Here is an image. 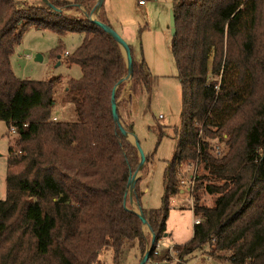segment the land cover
Listing matches in <instances>:
<instances>
[{"label": "trees", "instance_id": "obj_1", "mask_svg": "<svg viewBox=\"0 0 264 264\" xmlns=\"http://www.w3.org/2000/svg\"><path fill=\"white\" fill-rule=\"evenodd\" d=\"M48 1L62 10L0 0V120L14 134L0 200V264H96L106 248L115 264L130 251L140 260L148 245L143 224L123 202L139 154L111 110L127 71L124 55L100 25L67 12L81 6L89 13L96 0ZM172 10L170 49L181 99L179 123L171 127L177 145L163 170L160 206L144 209L139 179L134 189L154 234L146 264L172 259L157 245L180 191L181 162H198L221 183L205 185L217 202L194 206L200 221L187 241L173 245L175 264H188L196 253L227 264H264V0H173ZM31 28L59 36L50 51L54 61L65 51L63 36L80 34L64 56L81 70L65 81L76 121L53 120L59 77L23 79L13 71L15 47ZM151 78L143 58H133L134 85L149 94ZM157 132L158 142L164 126ZM214 138L226 146L219 156L211 152Z\"/></svg>", "mask_w": 264, "mask_h": 264}, {"label": "rangeland", "instance_id": "obj_2", "mask_svg": "<svg viewBox=\"0 0 264 264\" xmlns=\"http://www.w3.org/2000/svg\"><path fill=\"white\" fill-rule=\"evenodd\" d=\"M16 1L22 4H42L44 2L43 0ZM104 4L106 14L110 18H113V14L117 13V11L122 12L126 28L130 27L132 21L135 20L138 23L136 27H142L140 33L145 31V33L142 32L144 38L143 47L148 50V56L150 57L151 55V69L149 70L152 78L150 80L149 98L145 96L147 105L144 113H146V120L138 121L135 131L142 150L148 152V149H151L153 161L144 168V175L140 180V201L142 205L144 203V205L158 208L163 194V170L167 161L173 156L177 145V141L172 135L171 127L179 123L181 105L180 84L175 76L176 69L170 49L172 36L170 12L173 0H147L143 6L138 5L137 0H104ZM78 8V15H84L85 9L81 6H78ZM67 12L73 14L74 11L72 9ZM95 16L101 19L103 17L102 10H94L92 17ZM58 39L59 36L50 30L29 29L24 34L21 42L15 47L11 57L12 68L14 73L23 79L45 80L59 77L60 81L55 85L56 102L52 108V115L59 120L76 121L79 119V114L72 102L73 94L66 90L65 81L71 77H80L81 70L76 64L69 65L65 60H61V62L58 60L54 61L50 57V51L58 44ZM62 39L64 49L72 51L80 42V34L68 33ZM37 55L41 56L40 60L35 59ZM162 75L166 76L162 77ZM159 114H161V117H158ZM158 124L164 126L165 135L157 142ZM12 137H14V134L10 133L5 122L0 120V200L6 197L5 176L9 139ZM215 139H212L211 142ZM130 140L132 141V138ZM225 147L224 144L222 154L225 152ZM196 171V193H193L191 197L187 193L182 194L183 197L177 194L170 201L166 222L167 235L161 238L158 248H168L171 254L172 252L169 248L173 245L168 246L170 245L169 242H185L190 238L196 218L189 208L190 199L192 200V205L195 206L213 207L217 202L218 195L206 192L205 185L208 182L220 184L221 180L211 176L203 169L202 165H199ZM145 187H148V191H146ZM134 194L135 190L128 191L127 205L130 209L138 211ZM184 198H186L188 206L180 208L181 200ZM143 232L146 242L149 244L151 234L147 225L143 226ZM162 240H164V243ZM135 257V251H130L123 256L119 264H138ZM175 258L176 256L173 253L172 259L167 264H175L177 262ZM96 264H115L111 248L103 249L100 252L99 260ZM188 264L227 263L211 258L204 253H196L190 257Z\"/></svg>", "mask_w": 264, "mask_h": 264}, {"label": "crops", "instance_id": "obj_3", "mask_svg": "<svg viewBox=\"0 0 264 264\" xmlns=\"http://www.w3.org/2000/svg\"><path fill=\"white\" fill-rule=\"evenodd\" d=\"M137 4H138V1H137ZM143 5H141V6H143ZM73 11H74L73 14H76V15L79 12V10H75V9H73ZM103 17L108 22L110 27H112L114 30H116L122 36V38H124V40L128 43V45L131 46L132 57L137 61H139L141 58H143L146 65L148 66V68L151 69V55L149 57L148 56V50L143 47L144 46V38H143L142 32L145 33V31H142L141 32L142 34L140 33L142 27H136V26H138V25H136L138 23H136V21L134 20L130 24V27L126 28V22L123 21L122 12L117 11V13L113 14V18H110V16H108L106 14L105 4H103ZM142 42H143V45H142ZM66 52L68 53L71 51L65 50L64 54H61L57 58V60L59 62H61V60H64V56L66 55ZM161 74H163V73H161ZM163 76H166V75H162V77ZM121 86L122 87H121L120 95H119L118 99L116 100L117 112L119 115L120 122L122 123V125L124 126L126 131L128 132L126 139L134 145L135 144L134 135H136V137H137V134L135 131L136 123L138 121L146 120L145 119L146 113H144V109H145V106L147 105L145 102V98H146L145 96L148 97V94L146 92H144L145 90L143 88H141L140 86H135L132 78H126V79L122 80ZM144 93H145V95H144ZM159 115H161V114H159ZM162 118H163V116H162ZM147 127H148V125H147ZM130 138H132V141L130 140ZM148 150H149L148 152L144 151L145 155L148 157V160L145 162L144 167H143L142 171L140 172V176H139V174L137 175V179H139L138 187H139L140 191H141V188H140L141 181L140 180L144 175L143 174L144 168L147 167L148 164H151V162L153 161V155H152L153 153L151 152L150 148ZM145 189H146V191H148V187H145ZM185 193L189 194V196H190V193L187 191H181L180 190L178 194L182 195ZM194 193H196V191ZM181 197H183V195ZM186 203H187L186 198L182 199L181 203H180L181 204L180 208H186L188 206V204H186ZM141 205H142V203H141ZM142 207L144 209L153 208L150 205H144V203H143ZM191 213L193 214L192 210H191ZM190 234L192 235V231ZM191 235H190V237H191ZM164 240L166 241L165 238H164ZM164 240H162V242ZM169 243H170V245H168V246H172L175 244H183L184 242H169ZM136 260L138 263L139 260L137 258H136Z\"/></svg>", "mask_w": 264, "mask_h": 264}, {"label": "water", "instance_id": "obj_4", "mask_svg": "<svg viewBox=\"0 0 264 264\" xmlns=\"http://www.w3.org/2000/svg\"><path fill=\"white\" fill-rule=\"evenodd\" d=\"M44 3L48 4L49 6H51L53 9L61 11V8H58L56 6H54L52 3H50L48 0H43ZM104 4V0H96L94 6L92 7L91 11L88 12H84V15L91 21L96 22L98 25H100L110 36H112L119 44L121 51L123 52L124 58H125V62H126V67H127V71L126 74L120 79L119 83L122 82V80L126 79V78H132L133 75V57H132V52L131 49L128 45V43L124 40V38H122V36L116 31L114 30L112 27L108 26L107 24H105L102 20L98 19V17H92V13L94 10L96 11H100L102 10ZM170 26H171V34L174 35L175 34V19H174V13L173 10H171L170 12ZM35 59H41V56L37 55L35 57ZM111 110H112V115L113 118L121 132V134L126 138L128 132L126 131V129L124 128V126L122 125V123L120 122L119 119V115L117 112V104H116V100H115V96H114V92L112 93L111 96ZM134 135V134H133ZM135 138V147L137 148L138 154H139V161L137 164L136 169L133 172H130V175L128 177V181H127V187H126V191H125V195H124V205L126 204V199H127V194L129 190H134L135 189V183L137 180V175L139 174V172L142 171L144 164H145V160H146V155L144 153V151L142 150L140 143L138 141V138L136 137V135H134ZM137 207H138V211H135L133 209H130L131 211L135 212L143 225H147L150 234H151V238H150V242L146 248V250L144 251L143 255L141 256L138 264H146V262L148 261L149 258V254L153 248V244H154V234L152 232L151 226L149 225V223L147 222V219L142 211L141 206L139 205L138 202H136Z\"/></svg>", "mask_w": 264, "mask_h": 264}, {"label": "built area", "instance_id": "obj_5", "mask_svg": "<svg viewBox=\"0 0 264 264\" xmlns=\"http://www.w3.org/2000/svg\"><path fill=\"white\" fill-rule=\"evenodd\" d=\"M139 5H143L147 0H137ZM67 54V52H66ZM159 117H161V115H159ZM57 118L54 116L53 120H56ZM14 130L11 129V132H13ZM223 145H224V141L222 138H216L215 140H213L211 142V152L214 155H221L223 152ZM200 164L198 162H190V163H178L176 164V172L178 174L179 177V188L181 191H187L190 193V197L192 196V194L195 192V183H196V173H197V169L198 166ZM195 205H192V200L190 199V205L189 208L192 210L193 212V208ZM200 221L199 217H196L194 220V223H198ZM158 247V245H157ZM170 251L172 252V254L174 252L173 250V246L169 248ZM155 253H157V251H155ZM175 260H178L177 258H175ZM157 264H167L166 262L164 263H157Z\"/></svg>", "mask_w": 264, "mask_h": 264}]
</instances>
